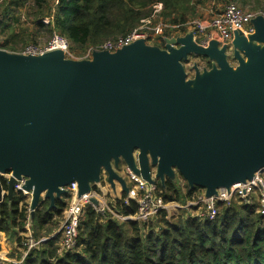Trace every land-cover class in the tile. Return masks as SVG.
<instances>
[{
  "label": "water",
  "instance_id": "obj_1",
  "mask_svg": "<svg viewBox=\"0 0 264 264\" xmlns=\"http://www.w3.org/2000/svg\"><path fill=\"white\" fill-rule=\"evenodd\" d=\"M250 23L230 44L235 66L227 46L191 32L89 60L0 50V200L3 182L10 200L24 180L32 217L71 183L89 194L102 171L127 193L120 163L149 184L177 173L205 198L251 180L264 168V16Z\"/></svg>",
  "mask_w": 264,
  "mask_h": 264
},
{
  "label": "trees",
  "instance_id": "obj_2",
  "mask_svg": "<svg viewBox=\"0 0 264 264\" xmlns=\"http://www.w3.org/2000/svg\"><path fill=\"white\" fill-rule=\"evenodd\" d=\"M25 1L3 0L0 34L14 29L19 22L16 10ZM30 1L31 26L65 37L72 53L80 55L88 47L107 41H102L105 38L123 36L137 28L146 16V9L156 3L163 7V22L180 26L174 31L163 30L155 44L162 47V37L185 35V25L195 16L196 6L210 0ZM220 1L232 2L257 14H261L258 9L264 8V0ZM45 18L50 19L47 24L42 22ZM206 68L209 69L210 64ZM2 186L6 189L4 182ZM158 188L163 191L165 204L175 202L183 207L201 192L198 188L189 189L186 183L180 186L169 179L163 186L158 184ZM114 192L117 197L114 210L124 216L132 215L136 210L135 203L126 208L122 204L124 193L118 188ZM68 198L66 194L55 200L51 209L48 201L36 209L30 218L31 235L34 240H48L20 264H264V215L256 213V205L224 207L214 221L193 218L186 209L168 219L163 211L141 225L133 221H116L109 215L101 216L88 207L78 226L75 248L60 253L57 231ZM23 199L21 195H14L10 200L7 197L0 200V232L6 236H10L13 230L25 232L27 205H20ZM21 240V237L17 238V246Z\"/></svg>",
  "mask_w": 264,
  "mask_h": 264
},
{
  "label": "built area",
  "instance_id": "obj_3",
  "mask_svg": "<svg viewBox=\"0 0 264 264\" xmlns=\"http://www.w3.org/2000/svg\"><path fill=\"white\" fill-rule=\"evenodd\" d=\"M155 10L151 19L142 21L140 27L133 29L126 35L107 40L95 47H88L80 55H75L70 49L68 40L60 35L54 34L49 43L43 50H36L32 46H27L20 53L22 55H42L51 51L63 52L66 59L70 60H89L95 51H106L114 53L115 51L130 45L136 40L142 39L145 44L149 45V41H155L161 37L163 30L177 29L180 26H170L161 21L155 22V17L160 14L162 5H154ZM257 13H251L243 10L235 4H227L224 9L214 15L207 21H193L187 23V33L191 32L194 41L201 46H206L209 41L215 40L219 46H227L228 51L231 49V42L234 34L239 32L243 36H247L253 32L251 20L256 17ZM263 16V15H262ZM44 24H46L43 21ZM181 36V35H178ZM171 37H176L171 36ZM165 38L162 37V41ZM227 51V53H228ZM191 63L189 64V68ZM191 76V75H190ZM124 180L127 193H124L122 204L128 208L135 203L136 210L132 215L124 216L117 213L114 207L117 197L114 190L111 189L109 183L99 181L95 184L90 193L80 198L76 197V183H71L63 188L68 195L67 205L63 210L62 221L57 231L59 233V252L72 251L77 243L78 226L83 219L86 208H92L101 216L109 215L110 219L126 222L133 221L139 225L148 223L163 211L176 216L179 210L186 209L187 213L193 218H201L208 221H214L220 207H228L233 200H237L240 205L253 206L256 205V213L264 215V168L254 174L251 180L245 183H237L232 185L229 190L219 189L216 195L205 198L204 191L196 195L186 206L180 207L177 203L172 202L165 204L162 198L163 191L158 188V184H149L141 177L132 174L126 167L124 175H120ZM24 180L17 181L14 187V194L24 197L20 205H27V218L24 225V233H21L20 245H16L18 253L8 256L0 253V264H20L33 251L39 249L40 244L48 240V238H40L34 240L30 232V196L22 191ZM122 192L118 183L115 184ZM6 193V191H3ZM92 200L96 201V205Z\"/></svg>",
  "mask_w": 264,
  "mask_h": 264
},
{
  "label": "rangeland",
  "instance_id": "obj_4",
  "mask_svg": "<svg viewBox=\"0 0 264 264\" xmlns=\"http://www.w3.org/2000/svg\"><path fill=\"white\" fill-rule=\"evenodd\" d=\"M10 2H12V0H10ZM233 3H235V2L233 1ZM157 4L158 3L153 4L150 7H148V9H146V16L140 21V23L137 27H140L142 24V21H144L146 19H151V21L153 20L152 16H153V13L155 10L154 5H157ZM226 4L227 3H224L220 0H210V1L203 3V5H198V6H196V9H195V16L190 18L189 22L207 21L210 18H212L214 15L221 12L224 9V7L226 6ZM263 4H264V1L262 2V6L264 7ZM10 5L12 6V4H10ZM30 5H31V1L27 0L23 3V6L22 5L19 6L18 10H16V13H17L16 17H17L19 22L15 24L14 29L12 31H7L3 34H0V50L1 51H4L6 53H10V54H20L23 51V49L27 46H32L36 50H43L46 47V45L49 43L52 36L55 34L53 32H50L47 29L46 30L45 29H34L31 26L32 18H31V16L28 15L29 10H30L29 9ZM4 6L5 5L3 3V0H0V15H1V10ZM243 9L248 11V9H246L245 7H243ZM162 10H163V7H162ZM162 10H161L160 14H158V15H160L159 19L157 17H155V20H157V21L160 20L161 22H163L164 19H163L162 14H161ZM258 10L264 16V8L262 10L261 9H258ZM43 21L47 24L50 21V19L45 18V19H43ZM163 23L166 24L165 22H163ZM167 25H169V24H167ZM170 26H172V25H170ZM177 29H167L166 28V30H168V31H174ZM11 35H12V38H9ZM116 37H119V35L114 36V37L105 38L102 41L114 39ZM6 39L8 40V42L6 41ZM156 43H157L156 40L155 41H149L150 46H155ZM228 55H229L228 59H229L230 64L235 66V61L231 58V51L228 52ZM198 61H199L198 65H199L200 69L206 68V65L209 64L203 60H198ZM186 66L189 69V65L187 64ZM206 69H208V68H206ZM190 75H191V73H189V75H188L189 78L191 77ZM122 165H123V167L121 169L118 168L117 172L123 176L125 166H124V164L121 163L120 167ZM102 173H104V171H102ZM171 181L179 183L180 186L185 184L184 181L181 179V177L179 175H177V173L175 174V177ZM201 192H199V193H201ZM177 204L180 207H183L180 203H177ZM231 205H240V203L237 200H233ZM222 208H224V207H220L219 211H222ZM180 211L181 210H179V212ZM176 215H177V213H176ZM173 216H175V215L168 213V219H170V217H173ZM14 253H18L17 250H15Z\"/></svg>",
  "mask_w": 264,
  "mask_h": 264
},
{
  "label": "crops",
  "instance_id": "obj_5",
  "mask_svg": "<svg viewBox=\"0 0 264 264\" xmlns=\"http://www.w3.org/2000/svg\"><path fill=\"white\" fill-rule=\"evenodd\" d=\"M29 233L31 234V232H28V234ZM20 236L21 232H19V230H13L10 236H6L4 233L0 232V253L7 255V257L16 254L14 253L17 245L16 240Z\"/></svg>",
  "mask_w": 264,
  "mask_h": 264
},
{
  "label": "flooded vegetation",
  "instance_id": "obj_6",
  "mask_svg": "<svg viewBox=\"0 0 264 264\" xmlns=\"http://www.w3.org/2000/svg\"><path fill=\"white\" fill-rule=\"evenodd\" d=\"M121 164V163H120ZM120 164H119V166L117 167V168H115V170H116V172H117V169L118 168H122L123 167V165L120 167ZM118 173V172H117ZM118 175H119V173H118ZM100 180L101 181H104V182H106V183H108V178H107V175L105 174V173H101L100 174ZM156 183L157 184H159L157 181H156ZM116 184V183H115ZM3 191H6V189H3ZM7 193V192H6ZM6 193H4L5 194V197H6ZM14 195H17V194H14Z\"/></svg>",
  "mask_w": 264,
  "mask_h": 264
}]
</instances>
